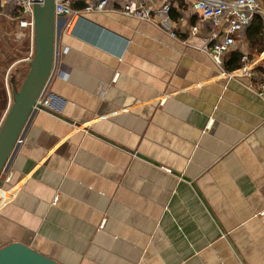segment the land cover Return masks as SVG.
Returning <instances> with one entry per match:
<instances>
[{
    "label": "crops",
    "instance_id": "1",
    "mask_svg": "<svg viewBox=\"0 0 264 264\" xmlns=\"http://www.w3.org/2000/svg\"><path fill=\"white\" fill-rule=\"evenodd\" d=\"M170 18L177 37L118 11L60 29L49 104L0 176V247L62 264H264V21L218 66L186 0Z\"/></svg>",
    "mask_w": 264,
    "mask_h": 264
},
{
    "label": "built area",
    "instance_id": "2",
    "mask_svg": "<svg viewBox=\"0 0 264 264\" xmlns=\"http://www.w3.org/2000/svg\"><path fill=\"white\" fill-rule=\"evenodd\" d=\"M186 2L200 19V24L196 23L190 28L191 33L197 34L200 28L206 25L210 28L205 37V49L218 66L224 64V56L235 46L236 37L252 24L255 17L264 21V7L259 0H186ZM79 3L82 4L81 8L77 6ZM33 4L34 0H0V15L15 22L17 39L29 37L28 60L32 58L34 50ZM175 4L176 0H55V15L65 19L61 27L64 33H70L85 12L118 11L140 20L152 21L171 36L177 37L170 18ZM67 50V46H58L55 43L53 67L61 62ZM245 60L242 59V69L248 74L250 71L245 67L247 66ZM255 77L256 89L264 96V78L260 74H256ZM43 93L44 90L37 100L41 105L38 108L49 104L48 97H44ZM18 141L19 144L22 143V139ZM10 178L9 174L5 181H9ZM4 192L0 186V198Z\"/></svg>",
    "mask_w": 264,
    "mask_h": 264
},
{
    "label": "water",
    "instance_id": "3",
    "mask_svg": "<svg viewBox=\"0 0 264 264\" xmlns=\"http://www.w3.org/2000/svg\"><path fill=\"white\" fill-rule=\"evenodd\" d=\"M33 18L35 37L29 70L18 88L12 80V103L0 123V176L35 109L41 107L37 100L50 77L57 34L62 27L55 15V0H34ZM0 264L62 263L22 242L12 241L0 247Z\"/></svg>",
    "mask_w": 264,
    "mask_h": 264
},
{
    "label": "rangeland",
    "instance_id": "4",
    "mask_svg": "<svg viewBox=\"0 0 264 264\" xmlns=\"http://www.w3.org/2000/svg\"><path fill=\"white\" fill-rule=\"evenodd\" d=\"M16 35L15 22L0 15V107L2 106V113L7 112L12 103V80L18 88L29 70L27 59L30 51L29 37L25 36L19 40ZM1 87H5L3 98Z\"/></svg>",
    "mask_w": 264,
    "mask_h": 264
},
{
    "label": "trees",
    "instance_id": "5",
    "mask_svg": "<svg viewBox=\"0 0 264 264\" xmlns=\"http://www.w3.org/2000/svg\"><path fill=\"white\" fill-rule=\"evenodd\" d=\"M77 6L80 7V6H82V4L79 3ZM249 29H250V32H249ZM262 30H263L262 22L258 18H254L252 24L248 27V34H247L248 36L247 37L252 42L254 37L257 38V36H259L260 33L262 32ZM251 31H252V33H251Z\"/></svg>",
    "mask_w": 264,
    "mask_h": 264
},
{
    "label": "bare ground",
    "instance_id": "6",
    "mask_svg": "<svg viewBox=\"0 0 264 264\" xmlns=\"http://www.w3.org/2000/svg\"><path fill=\"white\" fill-rule=\"evenodd\" d=\"M6 193H7V192H4L3 195L1 196L2 199L4 198L3 196H5ZM1 198H0V199H1Z\"/></svg>",
    "mask_w": 264,
    "mask_h": 264
}]
</instances>
